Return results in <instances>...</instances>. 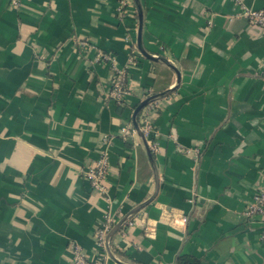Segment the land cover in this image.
<instances>
[{
  "label": "crops",
  "instance_id": "crops-1",
  "mask_svg": "<svg viewBox=\"0 0 264 264\" xmlns=\"http://www.w3.org/2000/svg\"><path fill=\"white\" fill-rule=\"evenodd\" d=\"M120 1L0 0V264H74L75 243L97 257L105 215L149 199L111 238L122 262L264 264V222L244 214L264 185V29L237 0H140L144 47L179 77L130 61L139 14ZM115 64L125 107L109 95ZM162 92L153 164L133 112ZM103 150L106 192L83 173Z\"/></svg>",
  "mask_w": 264,
  "mask_h": 264
},
{
  "label": "built area",
  "instance_id": "built-area-1",
  "mask_svg": "<svg viewBox=\"0 0 264 264\" xmlns=\"http://www.w3.org/2000/svg\"><path fill=\"white\" fill-rule=\"evenodd\" d=\"M242 5L241 16L247 19L249 22L259 25L264 29V8H252L244 4V0H237ZM127 0L120 1L119 12L121 15L124 13ZM136 54L130 58L131 62L137 60V56L141 55L139 49L135 46ZM100 60L106 61L113 65L115 63L114 54L100 51L98 54ZM131 89L128 83L127 68H119L114 65V76L109 89V95L115 99L118 103L125 101L126 96L130 93ZM158 108L157 100H153L148 103L141 113V130L147 138H151L150 147L152 149L156 146V130L154 126V114ZM134 132V131H133ZM185 151L191 152V149H185ZM197 152V151H196ZM110 170L109 154L106 150H103L93 166L86 168L83 173L85 177L90 181L93 189L98 191H107V177ZM244 214L250 221L260 216L261 221L264 222V185L259 187L251 201L244 209ZM184 221H187V217L182 216ZM130 219V218H128ZM127 220L125 224L128 222ZM115 223V218L111 213H107L103 221L98 225L96 229L97 246L100 249V254L97 257L90 258L87 256L84 247L80 243H75L73 248V261L74 264H110L111 256L107 249L108 234ZM264 238V235H262Z\"/></svg>",
  "mask_w": 264,
  "mask_h": 264
},
{
  "label": "water",
  "instance_id": "water-1",
  "mask_svg": "<svg viewBox=\"0 0 264 264\" xmlns=\"http://www.w3.org/2000/svg\"><path fill=\"white\" fill-rule=\"evenodd\" d=\"M136 6H137V10H138V14H139V36H138V48L141 51V53L143 55H145L147 58L151 59V60H155V61H164L165 63H167L168 65H170L172 68H174L178 74V76L180 77V72L179 69H177L166 57L162 56V55H153L151 54L149 51L146 50V48L143 45V41H142V36H143V23H144V12H143V7L141 4L140 0H135ZM165 92L162 93H156V94H151L148 97H146L143 101H141L138 106L135 108L134 112H133V119H134V124L137 130V133L143 137L145 144L147 146V149L149 151V155H150V159L152 161V163L154 164V158H153V154L152 151L150 149V147L147 144L146 138L144 133L141 130L140 124L138 122V114L140 112V110L147 105L148 103H150L153 100H156L158 97L164 95ZM152 199H149L147 201H145L144 203L138 205L137 207H135L130 213H127L124 217H122V219H120L118 222H116V224L111 228L109 234H108V242H107V249L109 252V255L111 256V258L116 261L118 264H127L122 262L121 260H119L113 253L111 246H110V241L112 236L115 234V232L128 220V218L134 213L139 211L141 208H143L144 206H146Z\"/></svg>",
  "mask_w": 264,
  "mask_h": 264
},
{
  "label": "trees",
  "instance_id": "trees-1",
  "mask_svg": "<svg viewBox=\"0 0 264 264\" xmlns=\"http://www.w3.org/2000/svg\"><path fill=\"white\" fill-rule=\"evenodd\" d=\"M120 106L125 107L127 105V103L125 101H122L119 103ZM143 108L141 109V111L138 114V119L140 121V125H141V113H142ZM177 264H201V258L190 254V253H184L181 252L178 254L177 256Z\"/></svg>",
  "mask_w": 264,
  "mask_h": 264
}]
</instances>
